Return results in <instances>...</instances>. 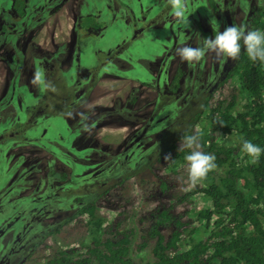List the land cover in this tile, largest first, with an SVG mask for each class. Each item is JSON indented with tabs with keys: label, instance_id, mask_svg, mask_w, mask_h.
Returning <instances> with one entry per match:
<instances>
[{
	"label": "trees",
	"instance_id": "obj_1",
	"mask_svg": "<svg viewBox=\"0 0 264 264\" xmlns=\"http://www.w3.org/2000/svg\"><path fill=\"white\" fill-rule=\"evenodd\" d=\"M36 1L11 0L8 9L5 2L10 0H0L2 14L9 15L12 21H19L24 18L28 4L34 5ZM50 1L59 3L58 7L65 0ZM86 2L87 6L84 5ZM54 10L56 7L51 12ZM31 15L29 10L27 22ZM172 15L167 0H80L73 28L74 47L71 50L58 47V54H50L49 61L47 58L57 69V55L64 58V53L68 52L71 66L61 77L46 75V81L57 86L59 82H65L64 77H69L66 72L73 67L75 87L61 96L42 89L36 94L29 93L17 88L18 79L13 74L10 89L0 103L1 110L13 104L12 119L7 124L0 122V160L6 161V153H10L17 141L40 147L46 144L53 159L46 164L48 167L44 164L48 169L47 181L34 178L36 191L33 196L22 197L19 187L6 194L0 192V197L4 195L0 203V220L7 215L4 211L10 213L15 208L19 211V219L12 224L14 231L10 227L0 228V264H8L12 258H15L13 264H25L33 255L36 257L39 253H35L36 248L45 247L48 235H56L62 226L71 222H82L84 216H95L101 198L115 186L130 183L143 172L149 174L160 160L171 174L175 167H187L185 157L190 152L187 149L178 151V147L181 138L192 135L190 129L196 127L202 151L213 154L217 164V168L190 193L205 198L206 208L202 212L190 215L185 212L191 219L185 223L181 222L184 217L174 216L170 208L160 207L147 213L139 219L146 223V233L143 241L135 245V251L131 240L139 228L126 227L128 218L115 221L113 226L101 222L92 224L87 219L83 222L87 241L79 249L54 243L45 258L46 264H264V152L257 162H253L241 150L244 140L264 149V62L251 61L242 46L238 60L224 57L213 61L214 69L212 66L205 69L208 76L204 75L201 61L198 62L200 69L195 62L184 61V66L176 67L168 77L174 51L183 45L202 47L204 38H214L217 31L223 32L233 24L246 30L264 31V0H186L185 23H177L175 17L169 19ZM29 26L36 27L34 17ZM96 37L98 40L95 41ZM147 41L151 42L155 52L163 49L160 57L151 60L156 63L158 72L153 76L148 70L150 76L143 75L134 81L153 89L152 109L138 131L129 135L124 149L111 158L110 153H106V159L97 164L92 161L96 159L94 147L73 149L71 146L91 123H73L68 120L71 118L69 113L84 101L96 79L103 74L121 78L127 67V71L133 70L130 58L134 45ZM95 43L102 47L91 51V56L81 53L87 52ZM240 62L244 63L243 67L239 66ZM81 70L82 75H76ZM230 81L238 86L224 93V86ZM81 85L85 86L82 95L74 98L72 91ZM188 91L190 99L177 108L185 101L183 94ZM59 97L65 101L57 102ZM134 98L126 101L127 109ZM123 110L120 107L116 112L105 111L90 121L96 124L108 114ZM17 114L21 116L19 122ZM129 116L133 117V114ZM149 134L151 138H143ZM141 140L148 142L144 148H141ZM168 155L171 159L166 160ZM64 160L72 161L63 166L61 161ZM61 166L64 171L56 172ZM39 168L36 161H31L19 174L25 178L27 172ZM1 175L12 177L8 171ZM16 177L22 180L21 187H24L27 181ZM55 181L59 183L53 184ZM10 193L12 197L9 198ZM54 199H63L64 207L53 204L52 211L65 212L55 224L40 228L36 222L27 225L25 220L22 221V209H30V202L40 207L41 201L51 203ZM52 211H47L48 215ZM116 212L121 214L119 210ZM195 221L203 233L202 238L195 243L184 241V246L188 247H178L180 235ZM168 227L170 230L165 236L163 230L168 231ZM6 230L14 236L4 247L2 240L9 235ZM16 238L17 247L14 246ZM33 239L38 242L34 243ZM147 240H151L152 245H148ZM45 248L49 249L48 246ZM144 252L146 254L141 255Z\"/></svg>",
	"mask_w": 264,
	"mask_h": 264
},
{
	"label": "rangeland",
	"instance_id": "obj_2",
	"mask_svg": "<svg viewBox=\"0 0 264 264\" xmlns=\"http://www.w3.org/2000/svg\"><path fill=\"white\" fill-rule=\"evenodd\" d=\"M75 5H79V0H67L58 9V11L53 17L48 18V20L44 23V26H42L39 31L31 33L28 37H30L35 43L40 45L41 50L45 51V53H53V51L60 46V44L58 43L61 42L66 43L65 45L68 46V43H70V29L72 27V23L74 22V16L76 13ZM84 5L87 6V2ZM173 18V15L169 17V19ZM98 47L102 46H98L95 43L94 46H92V48L89 49L87 52L83 50L81 53L83 55L89 54L91 56L90 52L94 51ZM165 47H168V45H166ZM151 51L154 50L151 47L150 41H147L146 43L135 44L133 49L134 53L131 55L130 58V66L133 67V70L127 71L124 76L121 77V79L107 74H103L101 78L97 81L95 88L90 91L89 94L85 97L84 101L72 111L71 118H68V120H73V123L83 122L82 125H87L91 123V125H88V130L85 133L81 134L75 140H73V142L71 143L73 149L94 147L96 159L92 161L98 164L101 160L106 159V153H110L108 155L109 158H111L113 155L120 152L125 142L128 141L127 138L129 137V135H133L132 133L138 131L137 129H139L141 124L146 121L147 114L152 109L155 93L153 89L149 87H144L141 84L135 82L134 78L137 79L138 77H143V75L150 76L148 70L152 72V74L155 73L156 70L154 67H157V65L155 62H151V60L160 57L163 53V49L156 50V52ZM39 55L45 57L43 53ZM59 59L62 63L61 67H63L64 65H69L70 56L68 52L64 53V58L59 57ZM216 59L217 58L214 53L209 52L205 55V58L202 60L204 75L207 73L205 69H208V66H210L212 62ZM183 62L184 61H182L180 57L176 54L175 49L174 56L172 57V60L168 66V77L171 76L176 67H183ZM243 65L244 63L241 64V67H243ZM195 66L200 69L198 63H196ZM24 70H26V68H24ZM28 71L30 74H32L31 70ZM48 71L46 72V75L49 76V78L51 76L61 77L60 75L64 72L63 70H58L54 68L50 72ZM69 72H66L69 77L65 79L64 83L59 82L57 86H54L56 91L53 92L56 95H66L65 92L69 93V90L75 87L76 79L73 77L75 73V68L72 67ZM208 74H206V76H208ZM23 75L25 78H27V83L32 86L29 81L32 79L30 78L28 72L25 71ZM8 76L9 73L6 67L0 62V88L5 87L6 80L7 78L9 79ZM79 82L80 81H78V83ZM237 86L238 84L233 83L232 81L228 82L224 86V93H227L229 91L231 92ZM1 92L2 90H0V94ZM82 93L83 92L80 91L81 95ZM221 95L226 96L223 93H221ZM133 96L135 97L134 101L131 104L130 108L127 109V107L125 106L126 101L129 98H132ZM183 96H185V101L181 104H178L179 106L177 108H181L183 104L188 102V100L190 99L189 91L184 93ZM59 98L60 99H58L57 102L65 101L62 97ZM70 103H73V101H71ZM112 106L113 108H111ZM120 107L124 108L122 112L110 113L105 116L103 120L99 121L96 124L90 121L92 118H95L97 113V115H99L100 113L102 115L105 111L116 112V109H119ZM12 109L13 108H10V106L5 109V114L2 117L3 120H11L13 116ZM131 114H133V117L129 116ZM17 115L20 117L17 120L19 122L21 121V116L19 114ZM207 129L208 128H205V130ZM198 130L199 129L196 127L194 129H190V132L191 134H194L195 131ZM85 134L86 139L84 138ZM143 138H151V135H143ZM139 142L141 148H144V146L148 144V142H145V140H141ZM28 147L29 148L27 149V151L29 153L25 154L26 159L28 160L30 158H36V162L40 166V168L38 169L39 171L35 173V177L45 179V176L43 177L42 175L43 173L47 172L48 166L46 165L47 167H45L44 162L49 163L48 161L51 162V160L53 159L50 155V152L44 153L35 148L31 149L32 146ZM23 153H26V151H22L20 155L22 156ZM71 161L72 160H64L61 161V164L65 166ZM173 169L176 170L174 173L171 174L167 170V167L164 165L163 160H160V162L156 163L155 166L151 169V172L149 174L148 172H143V174L135 176L130 183H125L119 187L115 186L114 190L110 191L107 195H105L99 200L98 207L94 213L95 216H93L92 218L84 216L85 218L84 220H82V222H71V224L69 225L62 226L60 231L56 235H54L52 239H46V243H48L49 249H45L44 247L40 250V248H38L35 252H39L38 255L36 257H34L35 255H33L31 259L28 260L29 263L44 264L45 258L48 255V251H50L51 244L58 243L59 245L73 247L80 246L84 241L86 242L87 236L84 233V229H86V227L83 226V222L87 219L92 224L101 222L103 225L111 224L113 226L115 221L120 220L124 217L128 218L127 220H125L126 227L135 228V226H137L139 228V232L135 231L134 236L131 240L133 244V251H135V245H138L143 241V236L146 233L144 232V229L146 228V223L143 221L140 222L139 219L147 216V213L154 212L160 207H166L170 208V213L174 216L182 215L184 217L181 220L182 223L188 222L189 218L187 214L190 215L202 212L206 208L204 206L206 201L205 198H201L197 194H190L192 193L193 188H189L187 186L186 166L183 165L182 167H175ZM57 170L59 172H63V170ZM57 182L55 181L53 182V184H57ZM17 184V177L13 176L12 183L9 185L10 191L19 187ZM25 188V185L24 187H19L21 191ZM30 192L31 188L28 189L27 194L29 195ZM21 196L23 197L27 195L22 194ZM52 203L54 204V206L62 204L64 207L63 199L53 201ZM117 210L121 211V214L117 215ZM4 212L9 217L11 216L9 212ZM185 212H187V214ZM64 214L65 212L52 211L51 215H48L45 220L41 221V225H48L54 223L56 219L60 218ZM191 223L189 227L187 226V230L180 235L177 241L178 247H188V245L184 246V241H188V243H195L197 239L202 238L203 233L201 229H199V224L196 221L193 224ZM190 228H192V231L190 234H188ZM167 230L168 231L163 230V234L165 236L168 235L170 228L168 227ZM9 232L12 236H14V234L10 230ZM147 241L148 245H152L151 240ZM129 254L131 255V253ZM143 254L146 253L144 252L141 255ZM8 264H12V261H10Z\"/></svg>",
	"mask_w": 264,
	"mask_h": 264
},
{
	"label": "flooded vegetation",
	"instance_id": "obj_3",
	"mask_svg": "<svg viewBox=\"0 0 264 264\" xmlns=\"http://www.w3.org/2000/svg\"><path fill=\"white\" fill-rule=\"evenodd\" d=\"M67 0H65L63 3L60 4V6L57 7V5L59 3H52L50 0L49 2H45V0H37L36 3H33L34 5L30 6V3L28 4L26 11H25V16L23 19L21 20H13L9 18V15L5 16V14H2L3 8L0 5V62L6 67L8 73H9V79L7 78L6 80V84L5 87L0 88V90H2L1 94H0V103L3 101V99L6 97L8 90L10 89V80L14 75L17 76V88H22L23 91L27 90L29 93H35L38 92L41 88L38 85H33L30 86L27 83V78L24 77L23 73L26 71L28 72V74L30 75V78L32 79L34 76L35 71H37L38 69L43 70L44 74H45V78H46V72H50L51 70H53L52 65H50L48 63V61L52 58V56L50 54H58V49L53 51V53H45V51L41 50L40 45H38L37 43H35L30 37H28L31 33H35L37 31H39L41 29L42 26H44V23L48 20V18L53 17L56 12L58 11V9L66 2ZM80 1V0H79ZM44 2V3H43ZM5 5H9L8 9L11 6V0L10 2H5ZM6 6H3L4 8H6ZM56 7V10H54L53 12L52 9ZM7 9V8H6ZM31 11L33 15L31 20L27 22V12ZM75 16H74V22L72 23V27L70 29V43H68L69 45H65L66 43L61 42L58 43L60 44L59 47H62L63 49L66 50H71L74 47L75 44V34H74V24H75V20H76V16H77V12H78V6L75 5ZM50 12V13H49ZM33 17H34V22L36 24V27H30L29 23H31V21H33ZM98 40V38H95V41ZM62 44V45H61ZM109 50V49H107ZM99 51V50H98ZM97 51V52H98ZM43 53L45 55V57L40 56L39 54ZM48 58V61H47ZM57 60H58V65H57V69L58 70H69V67L71 66V61L69 59V65L67 66H63L61 67V61L59 59V56L57 55ZM26 62V63H25ZM29 62V64H28ZM243 62H240V64ZM25 65V66H24ZM125 65V64H122ZM203 65V61H201L200 66L202 67ZM213 68V62L210 65ZM208 66V68L210 67ZM154 67V66H153ZM24 68H26V70H24ZM155 68V73L152 74L153 76L157 75V67ZM28 70L32 71V74L29 73ZM148 70V67H147ZM203 70V67H202ZM127 72V69H126ZM125 72V73H126ZM152 73V72H151ZM33 75V76H32ZM65 75V74H64ZM76 75H82V70L79 71L78 73H76ZM62 76V74L60 75ZM111 76V75H110ZM113 77H116L114 75H112ZM118 78V77H116ZM66 77H64V81H65ZM100 78L96 79L93 87L91 88L90 91H92L96 84L97 81ZM119 79H121L119 77ZM46 80V79H45ZM31 81V80H29ZM84 85H81L79 88H75L72 92L73 93V97L74 98H78L79 96H81L80 91H84ZM8 106H10V108H13V104H8L6 106V108H3L4 110H1L0 108V122H4V123H8L10 120H3L2 117L5 114V109L8 108ZM113 107V106H112ZM98 114V113H97ZM97 114L95 117H97ZM101 115V113L99 114ZM12 119V118H11ZM28 146H32L31 149H37L40 150L42 152H50L48 151V146L45 144L42 147L35 145L33 143H24L23 141H17L13 147L10 148V153H6V161L4 163L1 162L0 160V192H4L6 194V192L8 190H10L9 185L12 183V177L13 176H20L22 177L19 173L22 169H26L28 168V166L30 165L31 161L34 162L36 161V158L34 159H26V155L29 152L27 151V149L29 148ZM30 149V150H31ZM22 151H26V153H23L22 156L20 155V153ZM27 160V161H26ZM44 164L46 165L47 163L44 162ZM44 167V166H43ZM59 170H63L62 166L59 167ZM3 171H8L12 177L7 178V177H3L1 175V173ZM39 171V170H37ZM37 171L31 170L29 172H27L25 178L22 177L23 181L26 182V188L24 190L21 191L20 195L22 194H26V197H31L33 196L34 192L36 191V185H33V180L35 178V173ZM48 171V170H47ZM56 172H59L56 169ZM67 173V172H66ZM46 173H43V177L45 176ZM68 174V173H67ZM2 177L5 178L4 180H2ZM48 178L44 179L45 181H47ZM22 180H17V185L19 187H21ZM6 188L5 191H3V189ZM31 188V192L29 193V195L27 194L28 189ZM38 190V189H37ZM19 195V196H20ZM9 198L12 197V194L10 193ZM4 198L3 196L0 197V203L3 202ZM44 201V203H43ZM41 201V205L39 207L38 204H35L33 202H30V209L29 208H23L22 209V213L24 215L23 218V222L25 220V222L27 223V225H30L33 222H36L40 228H42L41 226V221L45 220L46 217L48 216L47 211H52L53 210V201H57L56 199H54L51 203L43 200ZM44 205V206H43ZM39 208V210H38ZM0 209H1V205H0ZM1 212H0V216H1ZM10 217L8 215H5L4 218H2L3 220H0V228L3 227V229H7L10 227V229L12 231H14V228L12 226L13 222L17 221L19 219V211L17 208H15V210H11L10 211ZM71 224V223H70ZM50 225V224H48ZM12 226V227H11ZM43 226H47V225H43ZM6 232L8 233L9 230H6ZM54 237V235H48L47 238L52 239ZM12 238L13 236H11L10 232H9V236H5L2 240V242H5L4 247L7 246V243L12 242ZM18 238H16V245L14 244L15 247H17V242ZM34 243L38 242V239H33L32 240ZM83 244V242H82ZM81 244V245H82ZM53 246V244H51ZM80 246H73L71 248H75V249H79ZM48 246V243H46L45 247ZM69 247V246H68ZM38 249V248H36ZM43 249V248H42ZM46 249V248H45ZM12 264L14 263V258H12ZM10 261H8L7 263H9ZM25 264H30L29 261L26 262ZM44 264H46V261L44 262Z\"/></svg>",
	"mask_w": 264,
	"mask_h": 264
},
{
	"label": "clouds",
	"instance_id": "obj_4",
	"mask_svg": "<svg viewBox=\"0 0 264 264\" xmlns=\"http://www.w3.org/2000/svg\"><path fill=\"white\" fill-rule=\"evenodd\" d=\"M167 2L171 6L172 14L177 23H185L186 0H167ZM242 46L251 61L264 62V31L246 30L243 26L234 24L226 27L223 32L217 31L214 38H204L202 47L186 45L177 48L176 54L182 61L190 64L202 61L209 52L214 53L218 60L224 57L238 60ZM30 83L38 85L42 90L56 91L52 83L45 80L44 71L40 69L35 71ZM199 141L200 134L197 131L195 134L183 136L178 147V151L187 149L190 152L185 157L187 161V186L189 188L195 187L217 168L216 157L202 151ZM241 150L252 158L253 162H257L262 152H264V149H261L250 140L243 141ZM165 159H171V156L168 155Z\"/></svg>",
	"mask_w": 264,
	"mask_h": 264
},
{
	"label": "bare ground",
	"instance_id": "obj_5",
	"mask_svg": "<svg viewBox=\"0 0 264 264\" xmlns=\"http://www.w3.org/2000/svg\"><path fill=\"white\" fill-rule=\"evenodd\" d=\"M44 3V2H43Z\"/></svg>",
	"mask_w": 264,
	"mask_h": 264
}]
</instances>
